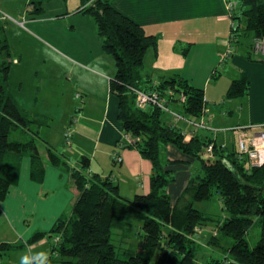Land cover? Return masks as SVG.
<instances>
[{
	"label": "trees",
	"instance_id": "1",
	"mask_svg": "<svg viewBox=\"0 0 264 264\" xmlns=\"http://www.w3.org/2000/svg\"><path fill=\"white\" fill-rule=\"evenodd\" d=\"M237 1L238 7L230 16L237 22L231 26V39L239 42L240 35H251L249 54L252 56L255 39L264 37V0ZM82 5L81 12L96 21L98 32L105 39V51L115 58L117 71L110 90L119 98V119L124 128L118 146L135 147L151 160V190L126 198L111 175L103 177L89 170L91 157L83 155L80 166H72L64 153L41 136L40 128L49 124V118L19 104L10 81L12 62L7 59L11 54L10 44L0 36V205L11 185L19 179L20 159L25 153L32 156L34 180L43 182L45 164L51 163L70 173L77 195L71 211L58 218L52 228L51 238L59 236V240L53 239L51 256L40 264L55 260L60 264H264V165H251L238 149L224 147L212 137L193 134L188 139L183 128L168 121L166 111L158 105L139 107L133 88H153L162 94L174 90V100L181 103V110L187 116H202L206 99L203 89L179 76L164 78L157 85L150 80L149 88L142 85L146 53L158 46L159 36L118 10L114 0H82ZM27 8L32 15L41 14L43 0H30ZM232 53L233 50L227 55ZM250 87L248 73L244 71L240 78L232 80L227 95H246ZM181 94L186 96L184 101ZM127 134L131 141L124 138ZM43 143L48 152L46 158L41 153ZM168 144L199 161L176 203L169 193V185L177 179V172L169 165L176 161L163 158ZM113 155L115 161L116 156H121L123 161L118 150ZM14 157L18 160L11 166ZM10 167L14 169L9 173ZM215 192L220 194L229 215L219 221L209 244L222 249L225 255L207 259V253V260L201 263L199 254L203 247L195 235L204 222L215 217L195 203L210 199ZM135 221L141 222L139 246L126 247L121 253L112 241L113 231L122 229L125 236ZM259 222L262 234L252 246L247 235ZM46 234L37 232L30 242ZM16 246L2 242L0 252L8 253Z\"/></svg>",
	"mask_w": 264,
	"mask_h": 264
},
{
	"label": "crops",
	"instance_id": "2",
	"mask_svg": "<svg viewBox=\"0 0 264 264\" xmlns=\"http://www.w3.org/2000/svg\"><path fill=\"white\" fill-rule=\"evenodd\" d=\"M29 1L26 12L22 13L27 20H23L28 25L26 30L33 39L57 55L54 61L59 65L58 73L68 75L73 72L78 76L77 96H87L84 104L77 106L74 114L70 113V116L73 114L71 119L63 125L61 135L63 137L65 131L71 129L73 145L68 144L65 137L53 139L49 128L44 133V128L51 126V122L40 128L41 136L64 153L72 166L79 167L83 155L91 157L89 170L103 177L111 175L124 197L133 198L140 190H143L140 193L150 192L151 160L135 147L118 146L124 128L119 119V98L110 90L117 67L115 58L104 49L105 39L99 34L95 19L81 12L82 0H43L44 11L36 15L29 13ZM227 1L114 0V5L149 33L159 36L158 46L149 48L146 53L142 85L149 88L150 80L154 83L179 76L203 89L206 111L202 117L218 130L191 128L193 134L202 138L212 137L217 143L237 150L239 137L256 131L252 124L264 122V56L254 50L252 56L246 51L227 55L230 47L233 48L232 20ZM0 11H11L4 0H0ZM12 11L20 12V9ZM20 59L16 61L19 63ZM244 71L251 83L249 93L229 97L227 91L232 80L240 78ZM13 92L25 109L48 118L57 116L47 101L20 97L14 89ZM93 96L95 105L91 104ZM175 110L178 111L177 108ZM172 117H167L168 121L186 131L190 129L184 118ZM239 126H244V129ZM188 136L189 139L191 135ZM61 143L66 145L65 150L59 148ZM40 147L46 158L45 144ZM116 150L122 154V162L115 161L113 153ZM74 155L79 157L74 159ZM163 158L176 161L169 165L177 172V179L169 185L172 202L176 203L199 161L174 144L166 146ZM11 159L12 166L18 158ZM20 163L19 179L11 185L8 196L1 203L0 244H17L12 250L24 254L23 260H17L20 264H40L51 256L52 228L58 218L71 211L77 195L70 173L46 163L43 182H37L32 177V156L23 154ZM13 169L10 167L9 173ZM37 232L47 234L36 242H30ZM209 239L202 245L208 248L204 250H209L207 259L214 255L211 253L215 249L209 244ZM37 250L42 251V255L38 256ZM204 255L199 254L201 263L207 260Z\"/></svg>",
	"mask_w": 264,
	"mask_h": 264
},
{
	"label": "rangeland",
	"instance_id": "3",
	"mask_svg": "<svg viewBox=\"0 0 264 264\" xmlns=\"http://www.w3.org/2000/svg\"><path fill=\"white\" fill-rule=\"evenodd\" d=\"M4 1L11 11L8 12L10 14L9 17L0 20V36L10 44L11 54L7 59L12 62V75L10 81L14 86L13 89L15 93L20 94V97L28 96L30 99L38 98L39 100L47 101L48 105H50L49 107L52 108V112L56 113L57 116H55V118H49L51 126L44 128V133L46 132L45 130L49 128L48 132L51 133L53 139L63 138L65 135L62 137L61 133L64 123L71 119L77 106L84 104L87 96H77L76 92L78 87L76 83L78 76L73 72L71 74L69 72L68 75L62 72L58 73L56 69L59 68V65H56L54 61L57 55H54L42 42L32 38V35L26 30L28 26H26V22L24 25L22 24L23 20L27 21L23 18L22 13L24 11L26 12L25 8L28 0ZM13 9H20V12L14 13L12 11ZM244 26L243 23L242 29ZM251 44V35H240L239 42L236 41L232 43L233 52L246 51L250 53V50H252ZM20 57H22V59H20ZM16 59H20L19 63ZM156 76L158 78L160 77L159 75ZM95 99L96 98L93 96L92 105H95ZM176 104H178V106ZM62 108H65V111H63ZM171 108L174 110L177 108L178 111H182L181 103L179 102L172 103ZM72 112L73 114L70 116ZM167 117L173 118L170 113L165 112V118L167 119ZM59 148L65 150L66 145L61 143ZM205 156L209 157L208 154ZM78 157L79 155L73 156L74 159ZM142 191L143 190H140V192ZM195 206L203 212L210 213L215 217L214 220L204 222L201 230L195 235V239L198 240L202 246L205 245L203 243L208 241L213 232L218 228L219 221L221 222L228 216L229 212L224 208L222 198L217 192L208 200L197 201ZM140 230L141 222L139 221H135L132 224L131 228L128 229V234L125 233V236L123 235L124 232L122 229H115L112 234V241L116 244L118 251L121 252L124 248L129 246L137 249L140 241ZM261 234L262 225H260L259 222L250 229L247 235L252 246L256 245ZM206 247L207 246L202 248L201 253L204 252L207 254L209 252V250L205 252L204 249H208ZM36 253L38 256L42 255V251L37 250ZM211 254H214L216 257L225 255L224 251L220 248H215ZM23 258L24 254L21 255L17 250L11 249L8 253L0 254V264H20L17 260H23ZM50 264H60V262L55 260Z\"/></svg>",
	"mask_w": 264,
	"mask_h": 264
},
{
	"label": "built area",
	"instance_id": "4",
	"mask_svg": "<svg viewBox=\"0 0 264 264\" xmlns=\"http://www.w3.org/2000/svg\"><path fill=\"white\" fill-rule=\"evenodd\" d=\"M239 2L237 0H228L227 1V8L229 10L230 16H232L234 10L238 7ZM10 15L8 13L0 11V19L9 17ZM232 26H236V21L232 19ZM22 24L24 25L25 22L23 21ZM232 48L230 47L227 54L231 53ZM254 52L256 54H259L261 56H264V37L256 38L254 41ZM154 85H157V81L153 83ZM136 94V104L139 107H145L149 104H155L160 106L163 110L166 112L172 114L175 119H181L184 118L190 125L189 130H184V133L186 136L191 135L190 138L193 135V130L191 128H202V129H211L213 131H217V128H213L208 124V121L206 118L202 116H186L174 109L171 108V103L174 101L175 92L174 90H170L167 94H162L157 89H144V88H133ZM181 100L184 101L186 99V96L184 94H181ZM240 129H244V126H239ZM251 127H255L256 131H254L251 134H242L238 139V150L242 155H245L248 159V161L253 166H262L264 165V122L252 124ZM72 130L67 129L65 131V138L66 142L68 144L72 143ZM189 137V136H188ZM124 138L128 141H131L132 138L130 135H124ZM224 147H226L225 144H222ZM208 151L213 153V144H211L208 148ZM116 161L120 162L122 161L121 156H116ZM1 209V205H0ZM59 236H56L54 241H58Z\"/></svg>",
	"mask_w": 264,
	"mask_h": 264
}]
</instances>
